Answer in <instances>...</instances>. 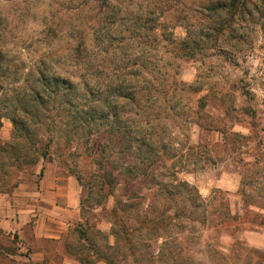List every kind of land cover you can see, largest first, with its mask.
Instances as JSON below:
<instances>
[{"label": "rangeland", "instance_id": "374dc122", "mask_svg": "<svg viewBox=\"0 0 264 264\" xmlns=\"http://www.w3.org/2000/svg\"><path fill=\"white\" fill-rule=\"evenodd\" d=\"M215 1L111 0L108 8V12L120 10L125 18L158 16L159 25H154L158 30L173 33V38H189L195 48V57L188 59L175 57L166 46L150 50L155 83L162 79L166 87L159 102L170 118L162 122L165 130L159 126L157 131H164L163 140L172 149V153L158 154L155 175L158 181L174 179L194 187L210 203L207 223L190 229L184 224V231L153 228L138 233L140 221L127 211L121 216L127 228L132 226L131 244L115 243L110 210L114 197L125 200L128 187L123 146L110 143L112 157L106 170L119 176V185L108 197L98 187L100 138L86 142L84 134L60 132L57 110L50 113L49 123L27 122L37 134L32 142L17 138L10 121L12 109L0 96V264L223 263L209 254L214 252L223 254L226 264H256L264 253V1L252 0L232 19L225 12L213 14L206 9ZM104 6L102 0H0V49L12 63L11 51L27 46V38L38 36L40 30H71L76 17L83 19L85 24L79 28L88 34L91 28L103 30L106 27L97 22V12H106ZM65 7L77 12L71 24L61 18ZM88 16L96 23L87 24ZM122 28L124 33L133 29ZM213 28L221 30L216 41L204 36ZM45 45L60 50L64 42L59 36ZM36 56L26 52L20 56L25 72ZM55 60L58 72L60 63ZM174 82L184 83L179 88L185 90H176ZM172 105L174 111L167 110ZM62 134L70 143L66 137L61 139ZM48 137L53 141L47 157L37 154L34 164L36 152ZM92 146L95 149L89 155L85 150ZM154 188L137 192L138 197L129 203L135 202L142 211L159 207ZM214 199L218 200L215 207L226 201L232 215H248L253 223L216 228ZM158 233L166 238V246L156 238ZM40 252L45 259L34 261ZM64 254L71 260L64 261Z\"/></svg>", "mask_w": 264, "mask_h": 264}, {"label": "trees", "instance_id": "16d2710c", "mask_svg": "<svg viewBox=\"0 0 264 264\" xmlns=\"http://www.w3.org/2000/svg\"><path fill=\"white\" fill-rule=\"evenodd\" d=\"M251 1L216 0L206 9L213 14L225 12L232 19L237 13L244 11ZM102 2L105 4L103 9L106 12H97L99 15L97 22L106 27L103 30L97 31L91 28V33L88 34L87 31L79 28L85 24L83 19L76 17V24L71 25V30L68 28H60V31L40 30L38 36L27 38L26 41H29L27 46L16 47L11 51L15 54L12 56L14 60L12 63L6 59L7 55L3 48L0 49V96L6 107L12 109L10 121L14 126L15 136L32 142L33 138H37V134L36 131L29 129L27 122L49 123L50 113L52 110H57L60 112V132L66 131L75 137L80 133L84 134L86 142L94 140V137L100 138L103 145L98 150L100 159L96 162L100 171L98 187L99 191L108 197L113 196L119 185V176L106 170L112 157L110 143L123 146L121 153L125 158L122 160L126 162L123 166L126 172L124 184L128 187L124 189L125 200L114 197V204L110 210L115 243L123 240L125 244H131L132 226L127 228L121 216V213L127 211L129 215L134 213L133 216L140 221L139 228L135 229L139 231L138 233H142L140 229H144L147 233L153 228L165 230L179 228L184 231V224H188L189 229L197 223L206 224L207 207L210 203H205L194 187L174 179L158 181L155 175V171L159 168L158 154L163 156L172 153V149L168 148L163 140L164 131L162 133L157 131L159 126H163L165 130L162 122L170 118L163 114L164 108L159 102L166 87L162 79L159 81L157 79L158 82L155 83L154 71L153 69L151 71V59L154 56L150 50L166 46L171 48L175 57L188 59L195 57V48L192 47L189 38H173V33L158 30L154 26L159 25L158 16L151 17L150 13V16L132 17L131 15L125 18L120 16V10L108 12L111 0H102ZM90 8L92 9L91 6ZM75 14L65 7L61 18L66 17L67 22L71 24V16ZM79 19L81 22L78 24ZM2 20L5 23L6 17H2ZM86 22L94 23L95 18L91 19L88 16ZM42 24L43 22L40 25ZM65 25L68 26V23ZM149 25L151 28H146ZM73 26L77 27L73 28ZM122 27L133 29L124 33ZM145 29L149 31L146 32ZM212 30L204 36L216 41L221 30L219 28ZM59 36L64 42L60 50L45 45L48 39H56ZM34 44L39 45V48L33 47ZM196 46H199L198 43ZM25 52L37 55L32 59V65L26 72L20 58ZM54 59L60 63L58 72L55 68L57 64L52 62ZM179 86L183 87L185 84L174 82L176 90ZM187 87L188 90L191 88V86ZM184 90L179 88V92ZM202 106L201 103L198 105L200 109ZM167 107V110L174 111L173 105ZM65 137L63 135L61 139L65 140ZM66 140L68 143L71 141L67 137ZM46 141L42 149L36 152L34 164L38 162L37 154L41 159L47 157L53 139L48 137ZM172 143L179 146L175 140ZM93 149L94 146L86 148L85 152L92 155ZM150 186L156 187L153 193L156 197L155 204H159V207L154 205L148 211H142L135 202L129 203V200L138 197L137 192L147 190ZM216 203L218 200L214 199L211 204L213 221H215L212 223H215L216 228L225 225L239 228L242 223L245 225L253 223L248 215H244L245 217L232 215L226 201L219 208L215 207ZM220 208L222 212L219 211ZM245 212H248L247 209ZM117 227L119 231L116 230ZM156 238L162 239L163 246L167 245V240L162 234L158 233ZM164 249L166 248H160V251ZM209 254L217 255L223 262L220 264H226V257L223 254L219 255L218 252ZM107 263L112 264L108 260ZM255 263L264 264V253L258 255Z\"/></svg>", "mask_w": 264, "mask_h": 264}, {"label": "crops", "instance_id": "0c3cea01", "mask_svg": "<svg viewBox=\"0 0 264 264\" xmlns=\"http://www.w3.org/2000/svg\"><path fill=\"white\" fill-rule=\"evenodd\" d=\"M5 220V219H4ZM37 256H36V258H34V259H36V260H34V261H36V262H39V261H43L44 259H45V256H44V254H43V252H40V254L39 253H37L36 254ZM63 257H64V261H69V260H71V258L67 255V254H64L63 255ZM33 260V259H32Z\"/></svg>", "mask_w": 264, "mask_h": 264}]
</instances>
